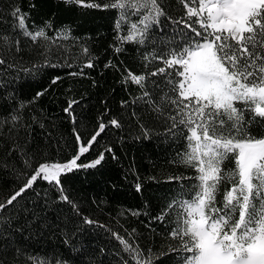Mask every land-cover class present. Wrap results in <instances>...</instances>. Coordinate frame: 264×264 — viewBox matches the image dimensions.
Returning <instances> with one entry per match:
<instances>
[{"label":"snow or ice","instance_id":"snow-or-ice-1","mask_svg":"<svg viewBox=\"0 0 264 264\" xmlns=\"http://www.w3.org/2000/svg\"><path fill=\"white\" fill-rule=\"evenodd\" d=\"M60 2L114 10L109 47L115 56L127 44L151 49L142 54L149 71L136 74L125 67L121 72L120 83L137 86L140 94L121 100L120 107L132 108L143 138L152 131L146 116L161 124L165 135L182 139L184 148L172 163L192 169L193 175L169 177L179 189L149 218L167 229L159 248L141 247L134 228L125 229L126 238L85 215L63 178L96 168L106 153L118 159L111 146H104L84 162L107 129L124 125L114 116L104 121L110 112L105 108L96 130L85 138L76 106L86 105L83 98H69L62 111L73 126L74 151L63 160L49 156L54 140L59 154L64 137L49 131L54 118L32 107L49 88L24 99L17 85L44 69H68L66 76L87 79L86 70L96 69L98 57L90 37L74 36L70 26H57L52 18L30 27V13L9 0L14 24L0 31V264H94L90 250L95 242L87 239L86 230L95 227L118 241L116 264H161L166 257L168 264H264V0H177L178 16L164 0ZM162 18L175 26L171 36L154 34V29L164 32ZM26 50L39 59L26 60ZM104 68L120 70L111 59ZM63 78L54 76L50 85ZM135 191L142 193L139 177ZM127 214L148 212L128 209ZM41 236H58L63 249L33 252L32 241ZM106 251L99 248L101 255Z\"/></svg>","mask_w":264,"mask_h":264},{"label":"trees","instance_id":"trees-1","mask_svg":"<svg viewBox=\"0 0 264 264\" xmlns=\"http://www.w3.org/2000/svg\"><path fill=\"white\" fill-rule=\"evenodd\" d=\"M17 3L30 13L28 20L30 27L34 24L40 25L44 20L52 18L57 26H70L74 36L90 37L89 46L98 57L96 69L86 70L89 73L87 79L66 76L68 69H44L35 79L27 78L17 85L24 99H31L37 91L49 88L48 93L32 106L38 115L43 109L47 116L54 118V126L53 123H49V131L54 137L57 139L64 137L60 141L59 154L54 140L53 146L48 149L49 156L63 160L74 151L71 131L73 126L62 111L67 106L69 98H83L82 105H86V107L76 106L80 131L85 138H89L96 130L97 119L104 114L105 108L110 109V112L103 116L104 121L114 116L124 125L122 129H107L98 138L100 144L86 154L87 159L84 162L95 158L104 146H111L118 159L114 160L111 154L106 153V159L96 168L74 170L65 176L63 179L68 195L79 203L85 215H90L119 231L126 238L125 229L131 232L134 228L141 247L159 248L165 243L161 233L167 229L164 224L155 220L150 221L149 218L155 217L161 207L176 195L179 189L178 183L170 181L169 177L181 174L193 175V170L172 163L177 159V152L184 148L182 139L176 140L165 135L164 127L155 121H150L146 116L144 123L152 131L149 139L143 138L135 119L131 117L132 108L120 107L121 100L130 101V97L140 94L137 86L120 83L121 72L125 67L136 74L149 71L150 69L144 67L142 54L151 49L147 47L140 49L136 45L127 44L124 52L118 56L113 54L109 45L113 43L114 37L113 25L117 16L114 10L102 11L76 7L61 3L60 0H17ZM31 3H35L37 7L30 8ZM164 3L173 16L180 15L177 0H164ZM9 12V0H0V31H10L14 24ZM162 23L164 32L160 33L154 29V34L157 37L171 36L175 26L163 18ZM22 55L26 60L39 59L30 50H26ZM109 59L119 66V71L116 68H104V64ZM56 75H62L64 78L58 84L50 85L51 79ZM93 79L96 81L95 87L92 85ZM105 100L106 105L102 103ZM137 111L139 113L140 109L137 108ZM253 131L257 129L254 128ZM36 133L37 138L40 139V129L37 128ZM227 166L232 165L228 163ZM137 177L142 184V193L135 191ZM184 183L188 185L191 181ZM62 207L67 208L66 205ZM128 209L147 211L148 215L135 217L127 214ZM122 212L125 215H121ZM149 223L151 228L147 227ZM152 229H155V232ZM86 233L87 239L95 242L90 250L94 264H116L114 254L120 251L118 241L99 227L87 229ZM101 247L107 250L104 255L99 253ZM52 249H63L58 236H41L32 241V250L35 253L45 254ZM168 259L166 257L161 264H168Z\"/></svg>","mask_w":264,"mask_h":264}]
</instances>
